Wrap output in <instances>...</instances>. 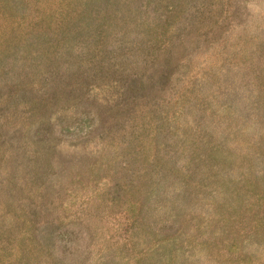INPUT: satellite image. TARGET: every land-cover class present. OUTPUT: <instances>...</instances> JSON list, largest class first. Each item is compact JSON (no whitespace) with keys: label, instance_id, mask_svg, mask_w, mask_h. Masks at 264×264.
Instances as JSON below:
<instances>
[{"label":"rangeland","instance_id":"rangeland-1","mask_svg":"<svg viewBox=\"0 0 264 264\" xmlns=\"http://www.w3.org/2000/svg\"><path fill=\"white\" fill-rule=\"evenodd\" d=\"M0 264H264V0H0Z\"/></svg>","mask_w":264,"mask_h":264}]
</instances>
